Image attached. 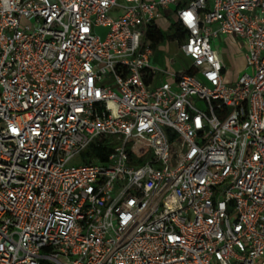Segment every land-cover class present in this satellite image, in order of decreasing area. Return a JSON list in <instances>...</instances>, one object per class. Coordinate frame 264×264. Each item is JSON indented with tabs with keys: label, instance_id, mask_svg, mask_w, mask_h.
<instances>
[{
	"label": "built area",
	"instance_id": "built-area-1",
	"mask_svg": "<svg viewBox=\"0 0 264 264\" xmlns=\"http://www.w3.org/2000/svg\"><path fill=\"white\" fill-rule=\"evenodd\" d=\"M0 264H264V0H0Z\"/></svg>",
	"mask_w": 264,
	"mask_h": 264
},
{
	"label": "rangeland",
	"instance_id": "rangeland-1",
	"mask_svg": "<svg viewBox=\"0 0 264 264\" xmlns=\"http://www.w3.org/2000/svg\"><path fill=\"white\" fill-rule=\"evenodd\" d=\"M112 18H116L115 14H111ZM165 18L168 20V22H173V18L170 16H165ZM166 19L162 18L161 21H159V26L162 30V33L165 36V39L162 43H160L157 46H153V61L151 62V65H153L156 69L164 70L167 69L170 72L177 73L180 71H185L190 66V60L185 58L183 54L179 50L178 42L172 38V32L166 27L168 26ZM108 32V28L106 27H96L94 28V33L103 40L106 37V34ZM216 46V44H215ZM220 46L223 47V44H220ZM214 47V45H213ZM239 52V51H237ZM244 53V49H243ZM234 55H231L228 57L227 62V71H234L237 67V60L234 59ZM242 56V55H241ZM163 75V74H162ZM164 79H169L170 77L167 75H163Z\"/></svg>",
	"mask_w": 264,
	"mask_h": 264
},
{
	"label": "crops",
	"instance_id": "crops-1",
	"mask_svg": "<svg viewBox=\"0 0 264 264\" xmlns=\"http://www.w3.org/2000/svg\"><path fill=\"white\" fill-rule=\"evenodd\" d=\"M216 44V46H215ZM223 44V47L220 46ZM213 49L217 52L219 59L224 66L223 78L226 84L235 83L240 76L250 71L245 66L243 46L241 41L232 36H220L214 43ZM239 51V52H237ZM234 55V59L237 60V67L234 71H227L228 57ZM242 55V56H241ZM190 67V66H189ZM188 67V68H189ZM228 68V67H227ZM186 71V70H185Z\"/></svg>",
	"mask_w": 264,
	"mask_h": 264
},
{
	"label": "trees",
	"instance_id": "trees-1",
	"mask_svg": "<svg viewBox=\"0 0 264 264\" xmlns=\"http://www.w3.org/2000/svg\"><path fill=\"white\" fill-rule=\"evenodd\" d=\"M170 31L172 32V38L176 39L178 42L183 40V35L179 33L178 27L175 23H171ZM148 38L151 41L152 46H157L164 41L165 36L160 30L149 29ZM110 152V147L106 146L105 144H101V142H95L81 156L80 163L87 164L92 158H97L99 161L105 162Z\"/></svg>",
	"mask_w": 264,
	"mask_h": 264
}]
</instances>
